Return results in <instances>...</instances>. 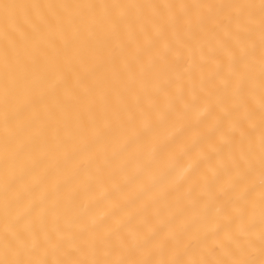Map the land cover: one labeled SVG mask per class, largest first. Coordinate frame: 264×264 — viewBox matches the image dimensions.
<instances>
[{"label":"bare ground","instance_id":"bare-ground-1","mask_svg":"<svg viewBox=\"0 0 264 264\" xmlns=\"http://www.w3.org/2000/svg\"><path fill=\"white\" fill-rule=\"evenodd\" d=\"M0 264H264V0H0Z\"/></svg>","mask_w":264,"mask_h":264}]
</instances>
